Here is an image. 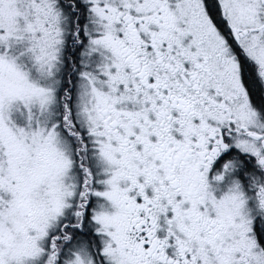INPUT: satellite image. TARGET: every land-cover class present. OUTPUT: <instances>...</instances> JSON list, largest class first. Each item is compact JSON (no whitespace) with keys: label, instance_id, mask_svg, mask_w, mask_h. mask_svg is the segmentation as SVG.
I'll use <instances>...</instances> for the list:
<instances>
[{"label":"snow or ice","instance_id":"6c2138e0","mask_svg":"<svg viewBox=\"0 0 264 264\" xmlns=\"http://www.w3.org/2000/svg\"><path fill=\"white\" fill-rule=\"evenodd\" d=\"M0 264H264V0H0Z\"/></svg>","mask_w":264,"mask_h":264}]
</instances>
